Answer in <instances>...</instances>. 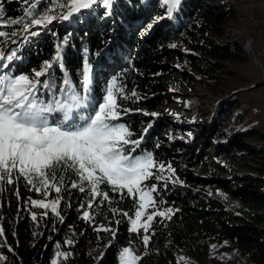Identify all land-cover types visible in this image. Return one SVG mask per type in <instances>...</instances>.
I'll return each mask as SVG.
<instances>
[{"label": "trees", "instance_id": "16d2710c", "mask_svg": "<svg viewBox=\"0 0 264 264\" xmlns=\"http://www.w3.org/2000/svg\"><path fill=\"white\" fill-rule=\"evenodd\" d=\"M161 1L119 0L111 9L97 7L67 21L59 19L62 10L57 9V19L51 24L31 29L39 32L35 36L21 25L2 29L17 32L14 37L0 38V50L6 54L15 50L19 57L6 72L11 69L13 75H32L55 58L60 46L62 60L49 70L57 89L67 72L81 90L85 60L92 66V105L103 101L109 82L116 80L119 122L129 127L132 140H141L130 154H152L157 167L146 184L156 185V209L172 212L157 215L146 234L133 232L131 220L139 210V199L127 190L113 191L107 183L99 186L101 195L93 196L87 183L81 192L79 187H71L72 183L81 184L71 169L57 170L62 182L58 181L59 207L53 212L32 203L45 189L37 191L14 171V182L0 185V264H53L57 252L68 254V259L61 257L58 264H119L126 247L137 251L138 264H180L199 260L212 243L224 242L234 245L251 264H264V147L253 144L264 141V133L236 125L225 129L226 122L241 109L239 101L229 99L213 113L208 125L184 127L186 134L197 133L192 141L166 135L164 110L169 87L178 83L168 62L177 56L186 63L185 80L191 87L192 76L209 78L225 72L226 62L244 54L239 43L216 41L229 37L226 23L233 11L214 0H182L167 17ZM29 6L27 0H0V22L26 20ZM52 6L48 0L39 5ZM156 20L158 24L145 33V27ZM178 46L188 53L180 52ZM42 97L47 100L49 94L43 92ZM198 108L196 103L188 104L184 112L199 118L202 113ZM247 114L244 110L235 116L236 121ZM213 145L217 148L214 158L210 156ZM160 164L165 166L163 171ZM169 166L174 171H169ZM85 212L90 217L87 220ZM101 228L111 231L98 230ZM108 234L113 238L110 244ZM144 235L149 236L147 245ZM93 247L103 251L98 260L91 252Z\"/></svg>", "mask_w": 264, "mask_h": 264}, {"label": "snow or ice", "instance_id": "6c2138e0", "mask_svg": "<svg viewBox=\"0 0 264 264\" xmlns=\"http://www.w3.org/2000/svg\"><path fill=\"white\" fill-rule=\"evenodd\" d=\"M29 7L25 11L27 19L11 20L8 23L0 22V38L16 36L17 32L2 30L11 25H21L25 32L39 35L38 31H31L34 27H47L57 19L55 12L61 9L59 19L69 20L74 14L83 9H91L96 4H102L110 9L113 0H48L53 4L51 8L39 7L44 0H27ZM166 6L168 17L176 11L182 0H162ZM2 21V16H0ZM175 47V45H173ZM19 59L15 50L6 54L0 50V70L9 68L14 60ZM62 60L60 46H57L56 56L51 61L44 62L40 70L34 74L13 75L11 69L0 74V185L12 184L13 172L22 176L28 184L37 191L42 188H54L59 194L61 187L58 181L57 170H73L79 177L81 184L72 183L71 187H79L85 191L84 183L93 196L101 195L99 186L107 183L113 191L127 190L133 198L139 194V210L135 212V219L131 221V230L138 232L150 227L153 215L166 216L172 212H156L148 215L147 222L141 223L144 210L154 204L152 193L155 187L144 191L142 184L153 175L157 167L151 154L133 156L135 148L141 143L140 139L132 140L133 135L129 127L120 123V105L116 94V84L107 89L103 101L92 105L90 100L92 66L85 60L82 68L81 90H78L65 72L62 86L57 89L56 82L49 74L53 64ZM59 67L63 68L60 63ZM47 76L48 79L41 80ZM119 91H123L120 89ZM43 92L49 94L46 100ZM133 96L136 94L133 92ZM92 109L85 113L81 110ZM124 111H128L125 109ZM59 114V115H56ZM148 113H145L147 115ZM153 115H156L153 113ZM132 147H128V146ZM164 165L158 166L160 171ZM169 171H174L169 166ZM37 181L40 187H37ZM3 188L0 187V191ZM47 195V192H45ZM108 199L107 193H103ZM59 198L51 204L43 201H33L36 207L56 212ZM91 207V204H89ZM59 215V213H57ZM125 215H127L125 213ZM33 220L36 216L33 215ZM84 218L89 219L85 212ZM98 230L111 231L101 228ZM3 229L0 228V234ZM114 235V233H113ZM144 244L149 242V236L144 235ZM72 241L69 240L68 244ZM59 247V245H57ZM58 264L61 257L68 259V254L56 253ZM140 257L132 249L124 248L120 253V264H138Z\"/></svg>", "mask_w": 264, "mask_h": 264}, {"label": "rangeland", "instance_id": "374dc122", "mask_svg": "<svg viewBox=\"0 0 264 264\" xmlns=\"http://www.w3.org/2000/svg\"><path fill=\"white\" fill-rule=\"evenodd\" d=\"M118 1L113 0L111 7ZM214 2L223 5L227 10L231 9L233 11L232 17L228 18L226 23V33L229 37L216 38V41L220 43H239L242 45L241 48L244 54L241 55L240 59L226 62L224 64L226 71L216 73L214 77L200 78L192 76V81H194L192 87L185 80V73L189 71L186 63L180 62L177 56L168 62L176 72L173 74L174 79L178 81L176 85L169 87L168 100L164 110V116L168 123L166 135L169 139L180 138L185 142L192 141L197 133L186 134L184 127L193 123L203 126L208 125L212 120L213 113L229 99L239 101L241 109L230 117L225 124V129L236 125L240 129H258L264 133V0H214ZM161 6H164L162 1ZM97 7L105 9L102 4L98 3L93 8L83 9L77 14H88ZM74 16L76 14L72 17ZM156 19L159 20L160 17ZM158 20L153 24L147 25L145 30L143 29L144 32H150L158 24ZM178 50L182 53H188V49L183 46H178ZM4 72L3 69L0 70V74ZM114 81L116 84V80L111 79L108 88L112 87ZM192 103L198 105V109L202 113L201 117L195 118L192 113L184 112L186 106ZM244 110L248 111V114L241 121H236L235 116L240 115ZM253 144L257 147H264V141L257 140ZM216 150V146L213 145L210 151L212 158H214ZM147 154L151 153L143 152L139 155ZM149 179L142 184L144 191H148L152 187L156 189V185L146 184ZM45 192H47V195H45ZM45 192L41 196L35 197L34 201H43L51 204L52 201L59 198L54 189L50 190V188H47ZM155 192L152 193L153 198ZM136 197L139 199V194H136ZM58 207L59 204L57 205V210ZM48 209L52 210L50 207ZM158 211L155 203L150 204L144 210L141 223L147 222L148 215H153ZM156 216L153 215L150 227ZM139 232L146 234L142 228L137 233ZM107 237L110 244L113 238L110 234ZM91 252L97 260L103 255V251L97 247H93ZM133 252L138 256L137 251ZM180 264H251V262L234 245L224 242L212 243L209 250L199 260H183Z\"/></svg>", "mask_w": 264, "mask_h": 264}]
</instances>
